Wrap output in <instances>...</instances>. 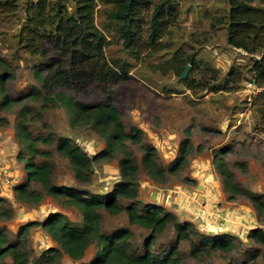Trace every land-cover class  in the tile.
<instances>
[{
    "label": "trees",
    "instance_id": "trees-1",
    "mask_svg": "<svg viewBox=\"0 0 264 264\" xmlns=\"http://www.w3.org/2000/svg\"><path fill=\"white\" fill-rule=\"evenodd\" d=\"M181 0H0V23L16 18L19 30L12 36L18 48L29 54L35 64L41 88L20 97H13L10 85L15 78L10 63L0 56V114L19 107L16 125L18 160L22 163L25 181L13 188L15 198L25 205L39 204L44 196L56 199L62 207L78 214L73 221L60 212L44 221H31L21 226L15 239L0 229V264H60L64 254L77 264H183L185 258L201 260L210 256H228L226 264H252L264 260V193L244 187L222 157H218V172L223 178L224 192L229 201L245 198L256 213L260 226L247 234L249 253L241 258L245 243L230 234L208 235L193 222L180 221L165 207L142 203L139 200L140 165L129 144L140 145L141 164L155 182L165 184L169 177L181 174L189 164L193 143L185 139L174 163L162 166L157 149L144 141V132L126 127L123 113L115 104L116 88L128 81L127 63H110L105 55L111 36L122 44L132 57L156 51L168 29L178 22ZM105 20L101 28L96 19L99 5ZM227 13L210 18L213 29L224 28L227 44L249 55H262L249 67L250 82L261 88L264 98V0H228ZM109 6V7H108ZM5 36V33H0ZM3 42V41H2ZM178 54V53H177ZM198 66L195 55L175 58L177 68ZM213 81L222 80L217 87L211 82L181 79L196 93L203 91H232V84L243 80L238 69L224 78L220 71L208 66ZM211 80V81H212ZM249 80V79H248ZM98 92L100 101H83L80 95ZM26 101L43 102L41 109L64 107L70 125L78 130L87 128L105 142L102 151L89 155L82 145L68 137L37 135L31 128L33 112ZM1 125L8 121L0 117ZM54 145L55 150L72 166L80 186H60L54 183L53 154L39 144ZM118 159L121 180L110 193L101 195L90 191L94 165ZM244 173L245 163H236ZM0 197V221L13 217L11 209ZM104 213L125 214L132 228L107 231L103 226ZM47 232L58 247H50L38 256L29 244L32 228ZM185 246L188 250L185 249ZM93 252L88 262H82Z\"/></svg>",
    "mask_w": 264,
    "mask_h": 264
},
{
    "label": "rangeland",
    "instance_id": "rangeland-1",
    "mask_svg": "<svg viewBox=\"0 0 264 264\" xmlns=\"http://www.w3.org/2000/svg\"><path fill=\"white\" fill-rule=\"evenodd\" d=\"M105 8L100 3L96 19L100 28L105 20ZM228 8V0H181L178 22L168 29L156 51L134 58L110 36L105 55L112 64L124 62L129 66L128 81L116 88L115 104L123 113L128 130L131 126L141 129L144 141L157 149L160 164L168 166L174 163L185 139L190 138L193 143L187 168L181 174L169 177L165 184L157 183L148 176L141 164V146L129 144L141 168L138 175L139 200L165 207L180 221L193 222L202 233L230 234L240 238L245 243L240 257L249 260V254H243L249 253L247 234L260 224L247 199L228 200L216 159H225L244 187L264 193V98L262 89L250 82L249 73L252 61L262 55L253 56L230 47L226 30L211 27L210 18L226 14ZM18 30L19 21L16 18L0 23V33H5V36H0V56L10 63L15 73L10 85L13 97L41 88L34 69L36 61L18 48L12 39ZM179 55H195L198 66L193 68L190 65L187 78L196 83L208 81L215 87L222 83L220 79H211L206 71L208 66L219 70L222 78L232 69H238L243 80L232 84V91H203L199 87L195 93L180 79L185 71L177 72L181 70V65L173 68ZM78 99L100 101L103 96L95 92L82 94ZM42 103H24L33 112L30 125L35 136L71 138L91 156L104 149L105 142L96 133L87 128L75 130L71 127L64 107L42 110ZM18 112L19 107H15L0 114L8 121L7 126L0 122V197L6 200L5 206L13 212L11 220L0 221V229H5L11 239L16 238L22 225L44 221L55 212L63 213L73 221L79 217L75 210L62 207L56 199L47 195L36 205H25L16 200L13 188L26 179L23 165L18 160ZM39 147L53 154L54 183L80 186L71 164L55 150L54 145L40 143ZM236 163L247 164L248 173H244ZM93 170L92 182L87 187L92 192L101 195L110 193L121 180L118 159L97 163ZM103 226L109 232L129 227L139 233L129 224L125 214L104 213ZM29 244L36 256L50 247H58L51 236L39 227L31 229ZM185 249L188 250L186 246ZM92 256L93 252H88L82 262H88ZM227 258L214 255L196 260L187 256L183 264H226ZM4 264L12 263L6 260ZM60 264L77 263L64 254ZM252 264H264V260L259 259Z\"/></svg>",
    "mask_w": 264,
    "mask_h": 264
},
{
    "label": "water",
    "instance_id": "water-1",
    "mask_svg": "<svg viewBox=\"0 0 264 264\" xmlns=\"http://www.w3.org/2000/svg\"><path fill=\"white\" fill-rule=\"evenodd\" d=\"M189 68H190V65H187L185 71L181 74L180 79H185L187 77Z\"/></svg>",
    "mask_w": 264,
    "mask_h": 264
},
{
    "label": "crops",
    "instance_id": "crops-1",
    "mask_svg": "<svg viewBox=\"0 0 264 264\" xmlns=\"http://www.w3.org/2000/svg\"><path fill=\"white\" fill-rule=\"evenodd\" d=\"M256 227V226H255ZM262 227L264 228V224L262 225ZM254 228V227H253Z\"/></svg>",
    "mask_w": 264,
    "mask_h": 264
},
{
    "label": "built area",
    "instance_id": "built-area-1",
    "mask_svg": "<svg viewBox=\"0 0 264 264\" xmlns=\"http://www.w3.org/2000/svg\"><path fill=\"white\" fill-rule=\"evenodd\" d=\"M79 144V143H78ZM80 145V144H79ZM85 150V149H84ZM86 151V150H85Z\"/></svg>",
    "mask_w": 264,
    "mask_h": 264
}]
</instances>
